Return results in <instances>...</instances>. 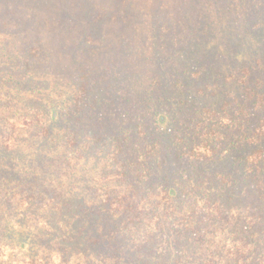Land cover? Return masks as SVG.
<instances>
[{"label":"trees","instance_id":"16d2710c","mask_svg":"<svg viewBox=\"0 0 264 264\" xmlns=\"http://www.w3.org/2000/svg\"><path fill=\"white\" fill-rule=\"evenodd\" d=\"M29 1L0 0L17 43H0V264H264V0H147L161 17L137 2L138 14H126L133 0H82L91 10L83 21L92 12L96 22L140 21L132 39L143 29L162 47L173 21L228 37L229 74L205 56V68L172 81L174 108L146 118L127 100L126 111H109L96 91L116 75L81 69L70 89L50 81L53 50L18 29L35 15ZM38 31L49 36L48 26ZM174 57L160 68L179 66ZM188 82L199 96L183 90ZM188 95L193 106L180 105ZM95 152L107 158L102 168H78Z\"/></svg>","mask_w":264,"mask_h":264},{"label":"rangeland","instance_id":"374dc122","mask_svg":"<svg viewBox=\"0 0 264 264\" xmlns=\"http://www.w3.org/2000/svg\"><path fill=\"white\" fill-rule=\"evenodd\" d=\"M40 1L42 0H31L28 2H32V14L35 15L34 17L20 21V28L18 29L21 30L23 35L29 37L28 41L40 39L48 49L51 48L53 50V66L49 67L52 71L48 74L50 81L70 89L72 82L75 81L81 69L84 72L95 70V78H99L100 75H116L119 79L117 82L115 81L110 85H105V88L101 91H96L100 92V97L109 100L107 106L110 107V112H117L118 110L121 112L126 111V108H124L126 106L123 107V102L127 100L125 104H128L129 109H134V111L138 110L139 116L146 118L147 115L153 116L156 113L165 114V112L174 108L171 92L175 90V88L173 87L172 81L177 77V80L182 79L186 82L185 77L187 75L181 71H190V67L192 69L201 67L205 56L208 55L209 57V55L211 56L212 54L213 56L219 57L216 59L217 62L220 63V66L224 68L225 65H228L221 57L224 56L223 50L225 45L229 43L228 37L225 34L214 36L211 31L201 35L200 32H204L203 27H205V24H201L202 27L201 25H197L198 30H196L195 27H189V29H186L187 31L183 30L182 32V25H174L173 21L170 23V25L173 26L171 37H167V41L164 40L168 43L165 47H162L158 45V43L161 44L163 41L160 37L147 41L144 37L143 29L139 31L137 29L136 32L138 37L132 39L133 37L131 35H133L134 29L142 27L139 25L140 21L135 22L136 20H134L136 24L127 25L115 21L106 22V20L96 22L95 13L97 12L91 13L93 15L90 21L88 19L87 21H83L80 18H82V16L87 17L88 13L91 12L88 1H85L84 4L81 5L82 0H73L72 2L74 5H70L68 0H58L60 4H65L64 8H61L63 11L59 12L55 9L56 7L44 2L42 5ZM146 1L147 0H133L132 3H130V5H132L130 6L131 11L126 8V14H138L137 9L134 7L137 2L139 6L143 7L142 10L145 11V15L148 14L149 11H154L159 15L156 9H150L151 6L146 5ZM154 1L161 5L166 4L172 7L177 6L178 0ZM115 6L119 9L121 5L115 4ZM97 9L101 8L97 7ZM125 12L121 14L124 15ZM57 13L58 18L64 21L62 25L57 21L51 22V19L54 20L57 17ZM35 16L38 18H35ZM5 17L4 15H0V43L6 46L5 49H7V47H17L16 38L12 36L14 29L9 27L8 22L4 19ZM184 18L186 19L187 17ZM46 20L51 23H43ZM42 25L48 26V37H51V39L46 36V32L38 31V27ZM66 25V28L63 27ZM81 29L84 30L80 32ZM81 37L89 39V42L85 44V42L80 39ZM102 38L107 40H103ZM226 40H228V42ZM39 47L43 48L41 44ZM56 48L60 49L58 54H56ZM172 53L175 56L173 60H177L179 66L176 64L173 66L172 63H169L164 69H161L160 63L162 61L158 64L159 59L161 60L163 56ZM180 54L181 57L179 59L178 56H180ZM40 55L43 56V54ZM207 64H205L204 61L202 67L205 68ZM231 68L232 66L225 67L226 74H229L227 71L231 72ZM177 70L179 71L176 75L175 71ZM183 81L182 83H184ZM190 85L191 84L188 82L183 90L187 91L188 89L191 90V92L194 90L195 94H200L199 90L191 88ZM190 95L185 97L189 101L185 104L180 103V105L187 106L188 104L193 106V103L196 101L193 97L191 99ZM162 96L165 97V101L160 99V104L159 99L156 100V98ZM141 98L145 99L142 101ZM201 99L200 97V102ZM142 108L143 111L141 110ZM135 120L139 121V119ZM111 127L112 125L107 124L105 127L107 133H102V136L110 133ZM4 134L0 129V135ZM137 134L139 135H136L135 141L142 139L140 133ZM26 141L28 142V140ZM36 141H39V139L32 138V142ZM141 146L143 147L144 144L139 142L137 150H141V153H143ZM90 156L92 158L89 160V166L77 162L78 168H102V166L107 163V158H104V156L98 152L90 154ZM93 161L95 163L92 164ZM33 167L46 168L44 162L40 161H36ZM6 172H11L8 178L14 181L18 172L12 169Z\"/></svg>","mask_w":264,"mask_h":264}]
</instances>
